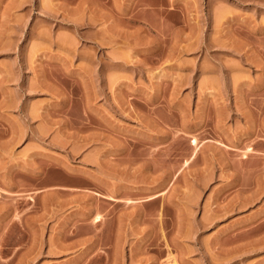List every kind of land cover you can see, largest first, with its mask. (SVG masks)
I'll list each match as a JSON object with an SVG mask.
<instances>
[{"label": "rangeland", "instance_id": "rangeland-1", "mask_svg": "<svg viewBox=\"0 0 264 264\" xmlns=\"http://www.w3.org/2000/svg\"><path fill=\"white\" fill-rule=\"evenodd\" d=\"M0 264H264V0H0Z\"/></svg>", "mask_w": 264, "mask_h": 264}, {"label": "bare ground", "instance_id": "bare-ground-1", "mask_svg": "<svg viewBox=\"0 0 264 264\" xmlns=\"http://www.w3.org/2000/svg\"><path fill=\"white\" fill-rule=\"evenodd\" d=\"M193 143H195V140L193 141Z\"/></svg>", "mask_w": 264, "mask_h": 264}]
</instances>
